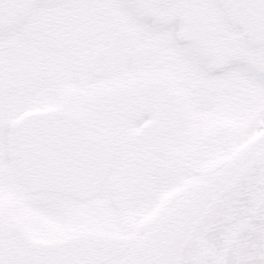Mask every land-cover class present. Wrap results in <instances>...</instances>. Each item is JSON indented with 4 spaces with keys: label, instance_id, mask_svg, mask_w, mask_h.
I'll return each mask as SVG.
<instances>
[{
    "label": "snow or ice",
    "instance_id": "snow-or-ice-1",
    "mask_svg": "<svg viewBox=\"0 0 264 264\" xmlns=\"http://www.w3.org/2000/svg\"><path fill=\"white\" fill-rule=\"evenodd\" d=\"M0 264H264V0H0Z\"/></svg>",
    "mask_w": 264,
    "mask_h": 264
}]
</instances>
